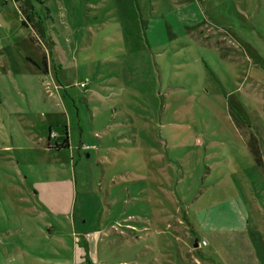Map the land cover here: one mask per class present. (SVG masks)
<instances>
[{
    "label": "rangeland",
    "instance_id": "obj_1",
    "mask_svg": "<svg viewBox=\"0 0 264 264\" xmlns=\"http://www.w3.org/2000/svg\"><path fill=\"white\" fill-rule=\"evenodd\" d=\"M87 260L264 264V0H0V264Z\"/></svg>",
    "mask_w": 264,
    "mask_h": 264
},
{
    "label": "trees",
    "instance_id": "obj_2",
    "mask_svg": "<svg viewBox=\"0 0 264 264\" xmlns=\"http://www.w3.org/2000/svg\"><path fill=\"white\" fill-rule=\"evenodd\" d=\"M250 46V45H249ZM250 49L252 48L251 46L249 47ZM252 50V49H251ZM39 66V65H38ZM68 145V138L66 137V139L64 140L63 143H61L60 145H57V147H66ZM248 145L255 157L256 162L261 165L262 164V156H261V152L259 147L257 146L256 140L254 138H251L248 141ZM79 264H92L90 261H86V263H79Z\"/></svg>",
    "mask_w": 264,
    "mask_h": 264
},
{
    "label": "crops",
    "instance_id": "obj_3",
    "mask_svg": "<svg viewBox=\"0 0 264 264\" xmlns=\"http://www.w3.org/2000/svg\"><path fill=\"white\" fill-rule=\"evenodd\" d=\"M156 22H158V20H155ZM51 56V58H52V54L50 55ZM52 63H53V67H52ZM57 64H55L53 61H51L50 60V58L46 55L45 57H44V59H43V64H42V66H43V70H44V72H46V74L52 79L53 77H54V72H53V69H55V66H56ZM40 69H41V67H40ZM53 81V80H52ZM54 82V81H53ZM57 86H59V85H56V87ZM68 138V137H67ZM69 146V140H68V145H67V147ZM130 218V216H128V217H126V218H124V220H126V219H129ZM115 225L113 224L112 225V227L110 228V229H113V228H115L114 227ZM127 226L129 227V226H131V227H135L134 225H132V224H127ZM146 228V227H145Z\"/></svg>",
    "mask_w": 264,
    "mask_h": 264
},
{
    "label": "built area",
    "instance_id": "obj_4",
    "mask_svg": "<svg viewBox=\"0 0 264 264\" xmlns=\"http://www.w3.org/2000/svg\"><path fill=\"white\" fill-rule=\"evenodd\" d=\"M84 85V84H83Z\"/></svg>",
    "mask_w": 264,
    "mask_h": 264
}]
</instances>
